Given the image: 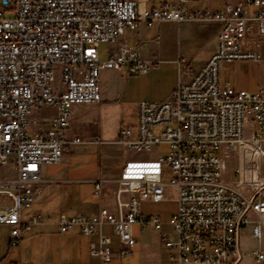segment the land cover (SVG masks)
<instances>
[{"label": "built area", "instance_id": "obj_1", "mask_svg": "<svg viewBox=\"0 0 264 264\" xmlns=\"http://www.w3.org/2000/svg\"><path fill=\"white\" fill-rule=\"evenodd\" d=\"M189 3L175 0L148 10L135 0H0V226L9 227L11 248L42 222L38 215L25 221L24 211L52 182L44 167L60 164L72 146L84 144L67 137L71 111L101 102V71L147 73L155 65L127 46L101 61L100 45L119 42L140 23L163 22L220 25L217 50L190 82L179 79L169 99L139 103L136 127L123 129L118 141L133 155L117 180L114 209L62 212L59 231L78 229L89 238L93 260L124 258L137 244L134 226L162 229L161 219L146 214L143 204L163 202L174 189L177 211L169 223L176 240L161 235L172 251L169 264H240L241 230L252 224L254 238L264 239V192L256 180L264 92L234 89L220 78L224 63L260 61L264 0L226 3L217 12L192 10ZM46 106L56 116L46 129L31 132L33 112ZM161 145L168 146L167 155L138 156ZM223 157L237 163L235 186L224 180ZM165 174L171 181H164ZM94 182L99 195L103 181ZM242 186L251 187L252 195L237 190ZM254 257L264 264L263 251Z\"/></svg>", "mask_w": 264, "mask_h": 264}, {"label": "crops", "instance_id": "obj_2", "mask_svg": "<svg viewBox=\"0 0 264 264\" xmlns=\"http://www.w3.org/2000/svg\"><path fill=\"white\" fill-rule=\"evenodd\" d=\"M135 1L144 3L148 10H152L164 6H171L175 0ZM244 1L245 0H190L189 5L192 10L217 12L221 10L226 3L236 4L243 3ZM248 9L250 12L253 10L252 7H248ZM219 30L220 25L215 23L177 24L173 22H163L153 27H147L143 23H140L136 31L125 33L119 42L111 45L109 56L116 53L120 47L127 46L137 49L142 60L155 62V65H153L147 73L137 74H131L127 68L122 70H102L101 102L94 105H82L88 106L89 115L81 120H78L75 115L77 113L76 108L80 105L74 106L71 111L72 119L69 130H71L73 125H79L81 127V133L85 134L88 143L119 145L118 141L121 138L123 129L135 128L138 123L139 103L143 101L162 102L169 99L180 78L188 83L194 76L202 71L209 58L217 50ZM259 49L261 57L260 61L257 63H224L222 65L225 76L224 83H228L234 89L247 90L252 93L264 92V38L260 41ZM184 68L185 71L181 75V69ZM102 82L105 83L104 86H102ZM55 116L56 110L50 106L35 110L32 114V120L34 122L35 119L37 126L31 125L30 131L35 133L46 129L48 122ZM125 119L129 122L127 126L124 124ZM69 130H67L66 133L68 138L73 139L78 137L82 139L78 134H69ZM86 142L84 141V143ZM70 149L65 152V154L68 153ZM233 163L237 164L234 158L227 159L223 157L224 180L231 186H235L237 181L236 177L234 180L231 179L235 174V171H231L230 169V164ZM256 165V180L264 192V143L259 148ZM96 180L103 181L102 193L99 195L95 193L94 181ZM96 180L90 179L89 181L94 184V193L99 196V201L97 203H88L84 210L80 211L73 209L75 205H69L68 207L73 209V214L68 215L84 213L95 214L102 208L114 209V195L116 191L113 192L112 195L109 190L110 187L105 185L107 180ZM237 190L247 196H251L253 193L249 186L238 187ZM172 192H174L173 195L175 199L176 191L172 189L169 191V194H172ZM143 211L146 214H150L148 211L144 210V208ZM62 212L65 211L62 210L60 213ZM34 215L40 216L42 222L33 227L32 230L24 232L19 247L11 248L9 245V254L12 251L15 254V260L12 261L13 263L169 264L168 259L172 251L166 248L161 239L162 229L158 231L149 226L145 231H142L139 226H134L133 235L137 240V244L132 254L121 259L117 257L111 262H103L93 260L90 257V239L83 237L78 229L62 234L59 231L58 218L46 227L44 226L45 223L40 214H27L26 216L32 217ZM252 219H256V216L252 215ZM3 227L6 228L7 241H9V227ZM34 229H37L38 232H34ZM163 233H166L170 240H176L173 228H169L167 232ZM240 242L243 258L245 254H252L254 256V252L258 250L264 252V239L258 241L254 238L252 224L241 230ZM114 247L115 250H117V246L115 245Z\"/></svg>", "mask_w": 264, "mask_h": 264}, {"label": "rangeland", "instance_id": "obj_3", "mask_svg": "<svg viewBox=\"0 0 264 264\" xmlns=\"http://www.w3.org/2000/svg\"><path fill=\"white\" fill-rule=\"evenodd\" d=\"M111 45H100V59L106 61L109 59V50ZM249 62V61H245ZM253 63V62H252ZM223 65V64H222ZM222 65L220 67L221 83H224L225 76ZM102 82V86H104ZM88 106H78L76 108V118L81 120L89 115ZM32 126H37L35 119L31 121ZM128 120H124V124L128 125ZM80 124V123H79ZM161 129H155L156 134H160ZM71 135H80L84 144L72 146L70 151L66 153L60 164L44 167V176L55 181L47 183L33 206L24 211L25 220H29L27 214H40L47 227L48 224L54 222L62 210L67 214H73L72 210H84L88 203H97L99 196L94 193V184L89 180L105 179V185L110 187V193L117 190V180L120 176L121 168L124 161L132 157L133 151L125 149L121 145L112 144H94L88 143L85 134L81 133V127L73 125L69 130ZM169 153L168 146L161 145L154 147L150 153H140L139 157L146 158L148 156L155 157L158 154L167 155ZM237 164H230L231 171H235ZM236 175L231 178L234 180ZM164 181H171L172 175L165 174ZM108 189V188H107ZM106 189V191H107ZM172 190V189H171ZM174 192L169 194V198L160 203L147 202L143 204L144 210L152 215L160 217L164 226L161 232H167L172 226L169 221L177 211V204L174 200ZM76 197V198H75ZM77 203H76V201ZM69 205H75L73 209ZM34 232H38L34 229ZM6 228L0 226V264H11L15 260L14 252L9 254V241ZM259 247V246H258ZM240 264H257L252 254H245Z\"/></svg>", "mask_w": 264, "mask_h": 264}]
</instances>
